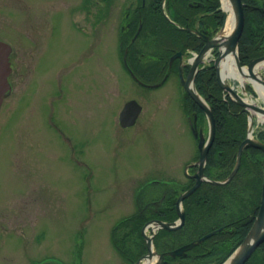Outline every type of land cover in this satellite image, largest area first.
Instances as JSON below:
<instances>
[{
    "label": "rangeland",
    "instance_id": "1",
    "mask_svg": "<svg viewBox=\"0 0 264 264\" xmlns=\"http://www.w3.org/2000/svg\"><path fill=\"white\" fill-rule=\"evenodd\" d=\"M136 1L0 0L13 88L0 113V264H130L113 239L129 233L123 249L134 253L136 232L129 223L113 227L161 184L188 183L184 168L197 147L180 109L181 87L171 77L144 90L120 64L119 30ZM136 42L139 69L155 75L161 46L148 29ZM130 98L143 105L144 129L141 120L118 127ZM198 127L206 136L204 115Z\"/></svg>",
    "mask_w": 264,
    "mask_h": 264
},
{
    "label": "trees",
    "instance_id": "2",
    "mask_svg": "<svg viewBox=\"0 0 264 264\" xmlns=\"http://www.w3.org/2000/svg\"><path fill=\"white\" fill-rule=\"evenodd\" d=\"M242 2L244 27L238 41V55L240 62L244 64L249 59L264 54V0ZM160 3L161 0H147L142 4L138 0L136 7L130 12V29L135 30L138 19L142 18L141 29H148L154 43L163 46V52L169 54L170 51L186 46L198 50L202 44L198 37L168 20L162 14ZM166 6L169 17L181 26H189L190 19H199L202 25L205 24L213 32L223 21L219 0H167ZM130 54H134V51ZM138 71L143 74L140 69ZM195 83L198 92L211 106L216 127L215 138L207 155L205 174L214 179H224L235 160L237 146L244 138L246 117L236 102L222 97V90L215 81L212 67L201 70ZM257 137L264 140V132L258 131ZM263 166V153L258 148H244L240 166L233 178L224 184L202 182L182 202L185 212L183 225L179 229L158 230L153 239L155 248L158 251L169 250L214 228L224 226V230L193 247L185 257H167L173 264L221 263L243 240L251 225L259 203ZM176 191V188L169 189L156 202L142 204L113 228L112 231L115 232L118 227L129 223L136 232L134 253L128 254L123 249L124 240L129 233L123 235L121 240L113 239L115 248L123 257L133 262L145 250L141 227L147 220L160 218L172 221L177 217L174 209ZM153 205L159 208H147ZM229 228L232 229L231 232L227 231ZM244 264H264V242Z\"/></svg>",
    "mask_w": 264,
    "mask_h": 264
},
{
    "label": "water",
    "instance_id": "3",
    "mask_svg": "<svg viewBox=\"0 0 264 264\" xmlns=\"http://www.w3.org/2000/svg\"><path fill=\"white\" fill-rule=\"evenodd\" d=\"M229 3L232 8V14L234 18V25L233 29L228 35V37L225 40H221V38H217L216 36L208 39L207 37H202L205 41V44L200 49L198 55L195 57L194 61L192 62V65L190 67L189 73L187 75V80L182 81V84L184 88L186 89L187 93L191 96V98L196 102V104L205 112L207 121H208V139L206 144L204 143V138L202 137L201 131H199V142H198V148H199V158H198V172L195 173L193 176L195 178L194 183L192 186H190L188 189L183 191L176 199L175 205H176V211L179 216V220L171 223H167L161 220H153L156 224V227H162L166 229H175L179 228L184 220V213L180 209V202L187 197L189 194H191L201 183L202 179H206L203 176V165L206 159L208 148L214 138L215 134V121L213 114L209 107L205 104L203 99L199 98L198 94L194 89H192L188 82L189 79L193 77L194 70L197 66V64L201 61L203 53L211 46L215 47H221L225 46L224 50H219L218 55L216 56V59L214 61V67L216 70V79L217 82L220 84V86L226 88L229 90L236 98L237 102L245 105L246 103L243 101V99L240 98V96L233 91V89L227 85H224L221 81L219 71H218V61L220 58L225 55L226 52L234 51L236 52L237 48V42L239 39V36L243 29L244 24V12H243V3L241 0H229ZM225 11H223V15L225 16ZM223 29V25L221 26L220 30ZM11 52V47L6 42L0 41V103L2 99L10 92V85L7 80V76L11 71L10 63H9V54ZM236 55V54H235ZM175 57V55L172 56V58ZM260 61H264V56H260L254 59H251L248 64V72L249 75L253 78H257L255 73L253 72V67L256 63H259ZM236 62L239 66L238 57L236 55ZM261 82L264 85V76H262V79H260ZM251 107L259 112L264 113V108H261L259 106H255L250 104ZM140 109V105L135 100H129L127 101L124 106L122 107L120 113H119V122L121 126H127L131 125L134 122V119ZM249 113V112H248ZM194 133H196L194 131ZM252 145L255 147H258L264 151V143L258 142L256 140L251 139L249 136H246L244 140L239 144L238 146V152H237V158L234 168L229 173L227 179L225 181H228L235 171L237 170L239 166L240 161V154L242 148L246 145ZM208 180V179H206ZM225 181H212L214 183H223ZM221 228H218L217 230H220ZM214 233V231H211L200 238L190 241L186 244H183L171 251L168 252H162L158 253L155 250H153L152 246V240L151 237H148L144 233V228L142 229V234L144 235L146 239L147 244V252L143 254L138 260H136L133 264H166L163 262L165 255H185V252L189 250L194 245L202 242L207 237L211 236ZM264 241V176H263V182H262V190H261V199H260V205L258 212L255 216V219L253 221V224L251 225L248 233L246 234L243 241L237 246V248L233 251V253L221 264H243L247 258L251 255V253L254 251V249L262 242Z\"/></svg>",
    "mask_w": 264,
    "mask_h": 264
},
{
    "label": "flooded vegetation",
    "instance_id": "4",
    "mask_svg": "<svg viewBox=\"0 0 264 264\" xmlns=\"http://www.w3.org/2000/svg\"><path fill=\"white\" fill-rule=\"evenodd\" d=\"M108 2H111V1H106L105 3L100 1L101 4L102 3L104 4L103 6H106V4ZM106 14H107V12L106 13L103 12L101 14V17L99 18L100 22L105 21ZM189 23H190V25L187 26V29L191 28V29H188V30H192L193 34H195L193 31L197 32V34H195V35L198 37L199 42L202 43L201 46L204 44V39L202 37H207L208 39H210L212 37L211 29L208 26H206L205 24L202 25L201 22L199 21V19H197V20L196 19H193V20L190 19ZM125 24H126L125 25L126 26V30L123 31L122 28L119 30L120 45H121V40L123 38V35L121 33L125 32L124 35L126 36L127 33L130 31V27H129L130 23L127 22ZM123 26L124 25H122V27ZM128 43L129 42H127V44ZM161 48H163V46ZM190 48H191V46H186L183 49L176 50L175 52H177V56L175 57V59L172 60L171 63H169V58L170 57L168 59L164 58L163 59L164 61L162 62V64L159 65L160 67L158 66L159 68L157 70L156 76H148V77H144V78L138 76V74H137V65H138L137 63L138 62H137V60H127V59L126 60H121L120 64H121L122 68L125 70V72L128 74V76L130 77V81L132 80L135 85L140 86L144 90L160 88V87L168 84L170 82V78L172 77L174 82H175V84L179 85L181 87V89H182L181 98H179V104L181 106L180 105L179 106H180L181 111L184 112V114H185V117L187 119V123H188L189 129H190V132L192 134V125H191V123L193 122L192 118L193 119L196 118V123H197V119H198L199 115H203V111H202V109H200L196 105V103L190 98V96L187 95V93L185 92V90L183 89V87L181 85V78H182V80H185V77H186L187 73L189 72V68H190V65L188 63L189 59H188V55H187V50L190 49ZM132 49H134V45L130 49V52H131ZM125 50H126V52H125ZM123 52H125L126 54H128V52H129V48H126V45L123 48L122 55H123ZM160 58H161V56H158V59H160ZM208 63H209V65H212L211 61H209ZM204 67H205L204 65L201 66V69L202 68L204 69ZM207 67H212V66H206L205 68H207ZM212 68H213L214 78H215L216 77V70H215L214 67H212ZM200 71L201 70H199L195 74L194 83H195V81L197 79V74ZM180 72H181L183 77L180 76ZM11 73L8 76V81L9 82H10ZM215 81H216V78H215ZM260 82H261V80H260ZM260 84L263 86V83H260ZM11 86H12V84H11ZM195 86H196V83H195ZM247 86H248L247 87V90H248L247 92L249 94H251L253 97H259L260 96L258 91H257V89L255 88V85L252 82H249L247 84ZM11 93H12V91H11ZM11 93L9 95H7L5 98L2 99L1 104H0V113H2L5 110V101L11 95ZM226 97L231 99L232 101L236 102L240 106V108H241L240 110L245 114V117H246V125H245V131H244V133H245L244 136H245L246 133H247V129H248V117H249L250 114L253 115V113H254V110H253V108L250 105L249 99L245 96L244 102L246 104L242 105V104L237 102L235 96L231 92H228L225 95V98ZM253 105H256V104H253ZM141 106L142 107L139 110L138 114L136 115L135 121H134V123L132 125L122 127L118 123V127L121 128V129L134 128L137 124H139V122L141 120V122L143 121V124H141L140 128L144 129L147 126V122H146V120L144 119V116H143L144 113H145V111L143 110V105L141 104ZM215 133H216V131H215ZM197 134H198V132H197ZM252 134L253 135L255 134V136H257V133H254V131L252 132ZM192 137L194 139V143H196V147H197V150H196V154L197 155L196 156L197 157L191 158V161L184 168V171H185L184 177H187L188 180L194 179L191 175L196 173L195 171L197 170V166L195 165V163H197V160H198V157H199L198 141L195 140L193 134H192ZM213 141L211 142V144H210V146L208 148V151H209ZM248 146H250V145H247L246 147H248ZM259 150L263 153V157H264V152L261 149H259ZM208 151H207V155H208ZM233 164H234V162L232 163V166H233ZM205 168H206V165L203 168L204 172L206 171ZM214 170H216V169H214ZM246 175L248 176L249 174H246ZM169 189H170L169 187L166 188L164 193H163V195H165V193H167ZM137 208H138V206L136 207V210H137ZM147 208L155 209V208H159V207H156V205H153V206H148ZM174 209L176 211V205H174ZM184 222H185V215H184L183 223ZM229 229H231V228H229ZM231 231H232V229L229 232H231ZM170 262L173 264V261H170Z\"/></svg>",
    "mask_w": 264,
    "mask_h": 264
},
{
    "label": "bare ground",
    "instance_id": "5",
    "mask_svg": "<svg viewBox=\"0 0 264 264\" xmlns=\"http://www.w3.org/2000/svg\"><path fill=\"white\" fill-rule=\"evenodd\" d=\"M222 6L226 10V18L224 21L223 29L219 34L220 37L225 39L231 32L233 25H234V18L232 15L231 7L228 0H221ZM224 48L223 46L221 47ZM221 78L226 80L228 77L237 78L241 82H244L246 79L247 70L246 67H242L239 69L235 62V53L233 51L226 52L225 55L221 58L218 64ZM257 81L254 82L255 88L257 89L260 96L264 98V87L259 84ZM259 121L264 122V114L262 113H255ZM253 116V115H251Z\"/></svg>",
    "mask_w": 264,
    "mask_h": 264
}]
</instances>
